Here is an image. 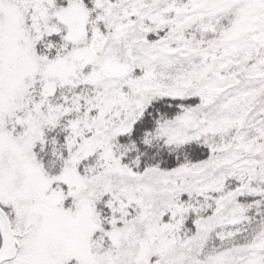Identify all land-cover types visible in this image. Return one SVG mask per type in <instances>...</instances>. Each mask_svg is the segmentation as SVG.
<instances>
[{"label":"snow or ice","instance_id":"obj_1","mask_svg":"<svg viewBox=\"0 0 264 264\" xmlns=\"http://www.w3.org/2000/svg\"><path fill=\"white\" fill-rule=\"evenodd\" d=\"M0 264H264V0H0Z\"/></svg>","mask_w":264,"mask_h":264}]
</instances>
